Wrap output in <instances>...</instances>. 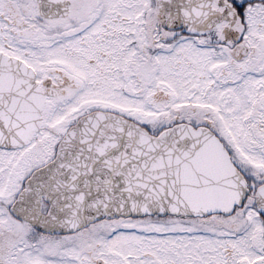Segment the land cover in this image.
Masks as SVG:
<instances>
[{
  "label": "snow or ice",
  "instance_id": "snow-or-ice-1",
  "mask_svg": "<svg viewBox=\"0 0 264 264\" xmlns=\"http://www.w3.org/2000/svg\"><path fill=\"white\" fill-rule=\"evenodd\" d=\"M0 264H264V0H0Z\"/></svg>",
  "mask_w": 264,
  "mask_h": 264
}]
</instances>
